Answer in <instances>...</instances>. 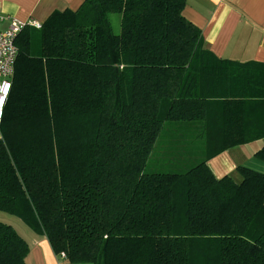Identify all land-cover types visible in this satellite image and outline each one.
I'll return each instance as SVG.
<instances>
[{
	"label": "trees",
	"instance_id": "1",
	"mask_svg": "<svg viewBox=\"0 0 264 264\" xmlns=\"http://www.w3.org/2000/svg\"><path fill=\"white\" fill-rule=\"evenodd\" d=\"M185 6L85 0L17 39L0 212L71 264H264V173L240 166L236 182L207 164L264 139V121L258 133L237 130L247 102L264 114V70L215 58ZM213 101L228 133L212 135L205 156L148 172L165 126L207 119ZM254 158L264 162V146ZM29 252L0 222V264H26Z\"/></svg>",
	"mask_w": 264,
	"mask_h": 264
},
{
	"label": "crops",
	"instance_id": "2",
	"mask_svg": "<svg viewBox=\"0 0 264 264\" xmlns=\"http://www.w3.org/2000/svg\"><path fill=\"white\" fill-rule=\"evenodd\" d=\"M84 1L0 0V14L20 22L34 19L43 24L55 11H76ZM183 16L201 30L205 49L215 58L241 64L246 70H264V0H186ZM209 105L212 113L201 122L166 125L173 137L166 143V168L171 165L173 171L181 166H176L172 158L185 156L180 164H187L205 156L204 152L212 148L208 147L212 135L228 133V124L223 123L221 115L223 103L213 101ZM251 105L246 103L243 121L237 127L243 134L260 132L257 123L264 121V114ZM263 146L264 139L231 147L210 159L208 167L217 179L231 176L236 182L242 179L237 171L240 166L264 173V162L254 158ZM8 224L29 244L26 264H71L57 257L47 238L32 231L21 220L12 219Z\"/></svg>",
	"mask_w": 264,
	"mask_h": 264
},
{
	"label": "built area",
	"instance_id": "3",
	"mask_svg": "<svg viewBox=\"0 0 264 264\" xmlns=\"http://www.w3.org/2000/svg\"><path fill=\"white\" fill-rule=\"evenodd\" d=\"M25 28L40 30L42 24L34 19L20 22L0 14V124L13 85L19 52L17 39ZM61 258L66 259V255L61 254Z\"/></svg>",
	"mask_w": 264,
	"mask_h": 264
},
{
	"label": "rangeland",
	"instance_id": "4",
	"mask_svg": "<svg viewBox=\"0 0 264 264\" xmlns=\"http://www.w3.org/2000/svg\"><path fill=\"white\" fill-rule=\"evenodd\" d=\"M110 19L112 22L114 33L119 34L120 30H121V28H120L121 16L116 15V14H112V15H110ZM35 43L39 44V40L37 38H35V40H34V45H35ZM172 139H173V137L171 135V130L169 131V127L166 128V126H165L164 131L162 133V136L157 141L156 148H155L154 154H153V158L151 159V161H150L151 163L147 169L148 172L158 171L161 173H166V171L172 170L171 165H169V168H168V166L166 168V143L168 141L171 142ZM177 153H179V152H177ZM177 153H174V154H177ZM185 158H186L185 156H181L180 158L177 157V158H172V159L174 161V164L177 166ZM12 219L19 220L18 218L14 217L12 215L0 212V222L8 224L9 221H11Z\"/></svg>",
	"mask_w": 264,
	"mask_h": 264
}]
</instances>
